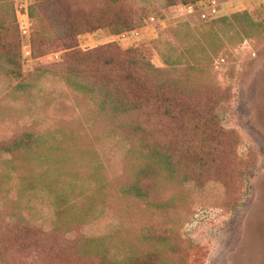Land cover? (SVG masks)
Segmentation results:
<instances>
[{
    "label": "trees",
    "instance_id": "trees-1",
    "mask_svg": "<svg viewBox=\"0 0 264 264\" xmlns=\"http://www.w3.org/2000/svg\"><path fill=\"white\" fill-rule=\"evenodd\" d=\"M157 11L153 0H40L30 5L38 20L33 55L60 60L26 75L20 44L3 45L7 67L0 71L18 80L10 88L15 112L23 97L48 109L55 95H38L48 76L88 108L63 122L72 134L24 129L0 142V161L6 156L9 167L8 176L0 164V264H185L196 245L181 230L194 205H240L257 158L239 152L241 137L225 125L231 94L218 95L203 81L222 53L263 40L264 10L180 24L150 50L114 41L81 46V38L101 31L117 37L144 29ZM96 124L92 136L77 129ZM115 154L120 173L110 180Z\"/></svg>",
    "mask_w": 264,
    "mask_h": 264
},
{
    "label": "rangeland",
    "instance_id": "rangeland-1",
    "mask_svg": "<svg viewBox=\"0 0 264 264\" xmlns=\"http://www.w3.org/2000/svg\"><path fill=\"white\" fill-rule=\"evenodd\" d=\"M39 1L29 0L30 5ZM153 1L158 11L150 16L155 17V21L148 19L146 28L117 37H112L109 31H101L96 35L81 38V46L94 48L114 41L124 50L134 47L150 50L151 43L164 36L167 29L183 23H204L199 16L182 15L177 10L178 6L169 7L165 0ZM216 1L219 4L220 17L241 12L255 15L264 10V0ZM14 4L5 5L0 0V64L7 67L2 51L3 45L9 44H13L14 48L20 44L22 71L26 75L38 67L58 62L60 54L35 58L32 36L38 29V20L30 16V6L29 9L19 7L16 20ZM205 6L207 7L206 2L204 6L199 7ZM8 13L10 19L7 20ZM154 61L161 65L158 58ZM204 80L203 83L206 85L214 84V90L220 91L218 95L224 92L231 94L224 110L225 125L238 132L241 137L242 145L239 152L243 156L254 154L257 159L255 167L247 176L239 206L228 211L212 203L198 201L194 205L191 219L181 232L184 239L195 243L196 249L191 254L183 256L184 263L264 264V38L260 41L246 40L222 53L219 58H215L211 74ZM17 82V79L7 78L0 71V142L24 129L37 133L54 130L60 137L65 132L72 134L71 125L63 122L80 118L81 113L86 111L88 105L87 101L83 102V97L72 91L63 81L48 76L39 81L44 89L38 95L45 97L46 93H53L56 99L50 102L48 109L41 110L23 97L22 100L25 101L20 104L21 112L18 114L14 110L17 104H14V98L10 93V88ZM9 107H12V110ZM10 112L12 120L8 119ZM86 128L82 130L80 125L77 126L79 131H87L91 135V132L93 134L99 132L101 124H96L93 131L88 125ZM4 159H6L4 163L0 161V164L4 166V174L9 176L6 156ZM120 163L121 157L118 154H115L111 164L108 163L111 166L110 180L120 173ZM1 174L3 173L0 166V177Z\"/></svg>",
    "mask_w": 264,
    "mask_h": 264
},
{
    "label": "built area",
    "instance_id": "built-area-1",
    "mask_svg": "<svg viewBox=\"0 0 264 264\" xmlns=\"http://www.w3.org/2000/svg\"><path fill=\"white\" fill-rule=\"evenodd\" d=\"M206 5H207V7L205 6L204 8L203 7L201 8V7L194 5V4H189V5L181 4L178 6L177 10L182 15L199 16L204 23L211 22L212 20L220 17L219 16L220 15V12H219L220 8H219L218 1L209 0L208 2H206ZM150 21H155V17H151ZM25 33H27V32H25Z\"/></svg>",
    "mask_w": 264,
    "mask_h": 264
},
{
    "label": "crops",
    "instance_id": "crops-1",
    "mask_svg": "<svg viewBox=\"0 0 264 264\" xmlns=\"http://www.w3.org/2000/svg\"><path fill=\"white\" fill-rule=\"evenodd\" d=\"M1 2H3V4H14V7H15V11H16V20L18 18V14H19V7L22 8V9H29V6H30V2L29 0H1ZM27 3V4H26ZM4 19V18H3ZM7 20L10 19V15L8 13V17L6 18Z\"/></svg>",
    "mask_w": 264,
    "mask_h": 264
}]
</instances>
